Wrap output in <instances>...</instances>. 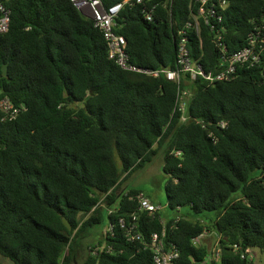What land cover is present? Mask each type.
I'll return each mask as SVG.
<instances>
[{
    "label": "trees",
    "instance_id": "1",
    "mask_svg": "<svg viewBox=\"0 0 264 264\" xmlns=\"http://www.w3.org/2000/svg\"><path fill=\"white\" fill-rule=\"evenodd\" d=\"M122 1L100 0L104 8ZM189 3L176 0L170 22L162 14L147 23L140 6L123 8L116 22L132 63L176 69L175 29L187 19ZM0 4L10 11L0 36V100L19 109L11 121L0 110L1 258L12 264H152L151 252L126 242L118 229L115 239H87L103 231L92 233L93 227L138 214L145 238L161 231L159 216L165 220L180 250L177 264L205 261L206 244H192L204 231L221 236L213 264H256L247 259L253 250L264 264V62L215 84L188 74L179 82L147 77L116 66L100 30L70 0ZM262 7L259 0H231L228 37L241 45L247 20ZM191 42L193 59L214 69L217 54L207 32L201 49L197 38ZM183 90L190 97L189 120L182 123L177 98ZM157 154L167 178L166 213L152 218L137 212L134 197L152 198L126 182ZM182 208L188 212L180 215ZM103 243L113 252L93 256Z\"/></svg>",
    "mask_w": 264,
    "mask_h": 264
},
{
    "label": "built area",
    "instance_id": "2",
    "mask_svg": "<svg viewBox=\"0 0 264 264\" xmlns=\"http://www.w3.org/2000/svg\"><path fill=\"white\" fill-rule=\"evenodd\" d=\"M176 0H123L120 3L104 8L100 0H70L81 14L89 18L95 28L103 35L108 49V58L120 69L128 72L139 73L147 77L159 78L164 76L167 81L179 82L180 74H188L191 81L201 79L202 81L215 84L233 80L241 70H252L261 66L264 62V0L261 11L247 20L249 31L243 43L240 45L235 39L228 37L229 29L225 23V12L228 11L231 0H190L187 19L175 29L176 46V69L170 68L151 69L139 66L131 62L128 53L127 41L119 34V26L116 22L119 14L125 6H140L143 19L147 23L162 19V14L171 21ZM10 22V11L0 4V36L8 30ZM207 32L210 43L216 50L217 65L214 69L205 70L201 57L193 59L191 40L198 39L199 49L202 48V32ZM239 45V46H238ZM190 93L187 90L179 91L177 98L178 111L182 113L180 121L189 120L186 114ZM0 110L4 118L11 121L19 113L9 99L0 100ZM224 128V123H220ZM204 128V126L202 125ZM212 134H210L211 136ZM176 152V155H179ZM137 212L148 213L153 218L156 214L162 213L163 207L156 205L148 197L139 193L136 195ZM112 213V211H109ZM138 214H132L128 219L119 217L108 221L103 229V238H116V229L121 231L126 242L136 244L139 249L151 252L152 264H177L180 258V250L176 243L169 239L165 220L158 217L162 225L160 232H151L147 238L138 230ZM177 217L171 229L175 228ZM221 236L215 232L204 231L192 239L193 246L200 243L206 244L209 254L205 261L195 264H213L221 255L219 241ZM234 253L240 252L238 245H233ZM113 247L108 248L103 243L92 249V255L98 256L103 251L113 252ZM241 259H246L244 253H239ZM248 261H253L251 254Z\"/></svg>",
    "mask_w": 264,
    "mask_h": 264
},
{
    "label": "rangeland",
    "instance_id": "3",
    "mask_svg": "<svg viewBox=\"0 0 264 264\" xmlns=\"http://www.w3.org/2000/svg\"><path fill=\"white\" fill-rule=\"evenodd\" d=\"M117 161H119L116 155ZM163 167V158L162 154H157L150 163L145 165L142 169H139L131 174L128 178L126 185L127 189L138 188L141 189L146 195L152 198V201L156 205H160L163 207V213H166V196L164 193V186L166 183V176L162 172ZM188 208L179 209L180 215L186 214L188 212ZM104 229V225H100L92 228V233L97 231H102ZM103 231L99 233L97 237L92 239V235L87 239L89 242L93 241V244H96L97 239H102ZM253 256H257L256 264H261L262 258L259 255V252L253 250L251 252ZM255 256V257H256ZM261 260V261H260ZM6 264H12L8 260H4Z\"/></svg>",
    "mask_w": 264,
    "mask_h": 264
},
{
    "label": "water",
    "instance_id": "4",
    "mask_svg": "<svg viewBox=\"0 0 264 264\" xmlns=\"http://www.w3.org/2000/svg\"><path fill=\"white\" fill-rule=\"evenodd\" d=\"M2 72L4 76L7 75V65L6 64L2 66ZM61 221L65 228H67L68 230L71 229L69 222L64 217L61 218Z\"/></svg>",
    "mask_w": 264,
    "mask_h": 264
},
{
    "label": "crops",
    "instance_id": "5",
    "mask_svg": "<svg viewBox=\"0 0 264 264\" xmlns=\"http://www.w3.org/2000/svg\"><path fill=\"white\" fill-rule=\"evenodd\" d=\"M256 256V255H255ZM255 256H253L254 257V260L256 261L257 260V256L255 257ZM4 260H7V259H4V258H1L0 257V263L1 264H6L5 262H4ZM9 261V260H8Z\"/></svg>",
    "mask_w": 264,
    "mask_h": 264
}]
</instances>
